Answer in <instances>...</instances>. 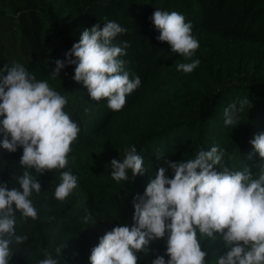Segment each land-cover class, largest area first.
Wrapping results in <instances>:
<instances>
[{
  "label": "trees",
  "instance_id": "16d2710c",
  "mask_svg": "<svg viewBox=\"0 0 264 264\" xmlns=\"http://www.w3.org/2000/svg\"><path fill=\"white\" fill-rule=\"evenodd\" d=\"M155 8L180 12L191 21L199 42L193 58L200 60L193 71H178L185 58L156 39L158 30L149 19ZM105 19L126 29L113 42H128L120 58L129 77L140 78L116 111L106 98L92 100L71 78L73 65L58 76L50 73L53 60L64 58L84 28ZM13 61L66 96L64 110L80 131L66 168L36 175L40 192L31 199L37 218L21 219L17 213V233L27 239L12 245L8 264H36L45 250L58 264H89L98 237L117 224L132 223L133 195L143 192L165 158L187 159L215 144L223 150L217 167L246 164L258 172L254 166L261 158L249 140L264 131V0H0V66ZM241 99L247 103L236 125H224L225 107ZM131 145L144 158V172L114 181L110 161L122 159ZM21 153L19 147L15 152L0 148V181L8 180L10 187L24 171ZM64 170L77 176V186L57 200L53 191ZM165 247V237L151 240L136 253V264H150L156 255L167 259ZM201 247L206 264H215L224 250L219 238H202Z\"/></svg>",
  "mask_w": 264,
  "mask_h": 264
},
{
  "label": "clouds",
  "instance_id": "9594fccd",
  "mask_svg": "<svg viewBox=\"0 0 264 264\" xmlns=\"http://www.w3.org/2000/svg\"><path fill=\"white\" fill-rule=\"evenodd\" d=\"M149 19L158 30L156 39L166 41L172 52L187 61L178 63L177 70L193 71L200 60L193 58L199 42L191 21L180 12L160 8ZM125 31L108 19L84 28L64 58L53 60L51 75L58 76L62 68L73 65L71 78L82 83L92 100L106 98L109 109L120 110L126 96L140 85L139 76L130 78L120 58L128 42H113ZM66 103V96L23 64L13 61L0 66V148L9 152L21 148L18 163L24 169L13 177V186L8 180L0 181V264H8L12 245L27 239L17 233V213L21 219L37 218L31 199L40 192L36 175L68 165L70 145L80 128L64 110ZM246 103L241 99L225 107L224 125H236ZM249 143L261 158L254 166L258 172L246 164L238 169L217 167L223 150L215 144L187 159L165 158L143 192L133 195L132 223L117 224L98 237L90 249L89 264H136V253L162 237L167 259L156 255L150 264H206L207 253L201 247L205 237L223 242L215 264H264V131L253 134ZM143 164V156L131 145L122 159H111L110 177L120 182L129 178V172L143 174ZM167 170L172 171L171 177ZM59 177L53 197L63 200L77 186V176L64 170ZM36 264H58V259L45 250Z\"/></svg>",
  "mask_w": 264,
  "mask_h": 264
}]
</instances>
